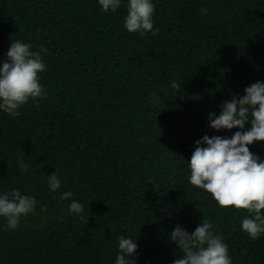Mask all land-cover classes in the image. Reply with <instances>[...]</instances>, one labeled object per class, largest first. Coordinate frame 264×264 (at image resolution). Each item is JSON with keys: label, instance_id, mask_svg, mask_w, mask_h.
<instances>
[{"label": "trees", "instance_id": "1", "mask_svg": "<svg viewBox=\"0 0 264 264\" xmlns=\"http://www.w3.org/2000/svg\"><path fill=\"white\" fill-rule=\"evenodd\" d=\"M153 3L157 36L123 28L126 0L114 13L97 0H0V60L17 39L48 49L45 96L17 117L0 112V191L38 201L15 231L0 220V264H114L127 235L136 264H172L181 253L168 234L202 218L232 264H264V236L240 231L246 210L217 207L187 168L195 141L237 130L210 129L208 114L264 82V0ZM248 147L264 159V142ZM54 172L83 218L49 191Z\"/></svg>", "mask_w": 264, "mask_h": 264}, {"label": "clouds", "instance_id": "2", "mask_svg": "<svg viewBox=\"0 0 264 264\" xmlns=\"http://www.w3.org/2000/svg\"><path fill=\"white\" fill-rule=\"evenodd\" d=\"M125 0H97L104 13L116 12ZM153 0H126L123 28L128 33L157 36L154 28ZM202 15L207 9H199ZM48 49H34L19 39L11 41L5 58L0 60V112L17 117L20 109L29 101L35 103L45 96L40 74L47 71L44 56ZM172 89L180 84L169 81ZM242 96H234L218 106L219 114L209 113L208 127L216 132L237 129L231 137L204 135L195 141L194 151L187 161L188 181L192 186L210 194L219 208L246 210L247 215L239 221L240 231L250 240L264 236V159L249 150L253 142H264V82L257 81L246 87ZM250 127L245 130V126ZM18 170L29 172L23 159L17 160ZM62 178L54 172L46 177V184L53 194L58 193ZM61 201H70L69 215L83 218L84 205L73 199L71 191L59 192ZM38 201L18 189L0 191V220L9 231H15L21 219L34 214ZM43 210V209H42ZM114 264H136L138 245L135 238L118 236ZM168 239L181 253L172 264H232L228 245L213 224L202 218L189 234L176 225Z\"/></svg>", "mask_w": 264, "mask_h": 264}]
</instances>
